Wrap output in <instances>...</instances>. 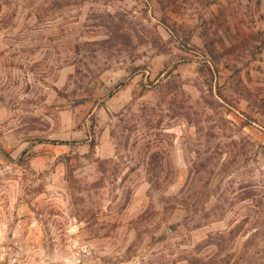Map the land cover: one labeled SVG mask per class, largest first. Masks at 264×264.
<instances>
[{
    "label": "rangeland",
    "instance_id": "1",
    "mask_svg": "<svg viewBox=\"0 0 264 264\" xmlns=\"http://www.w3.org/2000/svg\"><path fill=\"white\" fill-rule=\"evenodd\" d=\"M162 3L0 0V228L84 264H264V0ZM99 12L142 40L77 55Z\"/></svg>",
    "mask_w": 264,
    "mask_h": 264
},
{
    "label": "trees",
    "instance_id": "2",
    "mask_svg": "<svg viewBox=\"0 0 264 264\" xmlns=\"http://www.w3.org/2000/svg\"><path fill=\"white\" fill-rule=\"evenodd\" d=\"M95 18L96 24L93 27L94 31L97 35L104 36V39L98 41H86L75 45L74 49L77 55H80L81 52H86L93 58L95 57L96 52H112L113 49L130 50L131 45L142 40V37L135 31V29L126 24L123 18L121 16H118V13L112 14L109 12H99L95 14ZM208 52L210 55H213L211 49H209ZM172 98L173 101H170V103L175 104L178 108L174 111L175 115H180L187 118L189 120L188 122L190 124H193L192 126L197 128L198 123L194 122L196 119H193L191 117V113L188 111L189 107H186L182 100L177 102L176 96ZM59 144L67 143L60 142ZM93 145V143L90 144V146ZM153 161H155V158H153ZM64 164L67 168H69L70 159H65ZM153 169L156 168L153 167L150 169V171L155 174ZM235 229L225 233H217L215 235H211L207 238V241L205 243L211 246H215V248H219L220 245L225 242V240H227L226 237L229 239L228 241L233 240L231 238H233L236 234ZM251 264L259 263L255 262Z\"/></svg>",
    "mask_w": 264,
    "mask_h": 264
},
{
    "label": "built area",
    "instance_id": "3",
    "mask_svg": "<svg viewBox=\"0 0 264 264\" xmlns=\"http://www.w3.org/2000/svg\"><path fill=\"white\" fill-rule=\"evenodd\" d=\"M89 248L74 241L65 257L51 259L42 244L20 230V227L5 231L0 228V264H84L82 256Z\"/></svg>",
    "mask_w": 264,
    "mask_h": 264
}]
</instances>
